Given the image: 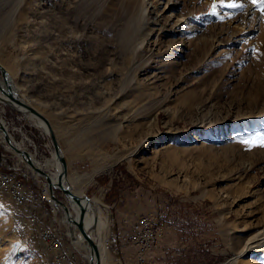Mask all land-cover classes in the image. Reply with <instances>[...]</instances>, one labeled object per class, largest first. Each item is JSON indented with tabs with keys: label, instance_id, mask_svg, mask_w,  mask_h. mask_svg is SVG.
Listing matches in <instances>:
<instances>
[{
	"label": "rangeland",
	"instance_id": "obj_1",
	"mask_svg": "<svg viewBox=\"0 0 264 264\" xmlns=\"http://www.w3.org/2000/svg\"><path fill=\"white\" fill-rule=\"evenodd\" d=\"M230 2L0 0V61L18 95L52 122L69 175L95 172L85 194L107 222L104 264L139 252L146 264H264V147L240 142L264 134V12ZM0 108L31 139L17 141L51 156L42 128ZM17 156L0 136L1 170L45 179ZM18 214L0 191V264H47Z\"/></svg>",
	"mask_w": 264,
	"mask_h": 264
},
{
	"label": "built area",
	"instance_id": "obj_2",
	"mask_svg": "<svg viewBox=\"0 0 264 264\" xmlns=\"http://www.w3.org/2000/svg\"><path fill=\"white\" fill-rule=\"evenodd\" d=\"M0 103L5 104L6 102L0 98ZM4 112L5 109L0 108L1 118H4ZM6 122L8 123L7 120ZM10 128L11 130L13 129V134L15 130L23 134L20 140L25 137L31 141L28 135L22 131V128H17L15 126H11ZM32 142L34 141L32 140ZM6 155L7 154H5L3 158L4 161L8 159ZM15 163H23L22 165L26 170L32 171L31 175L33 179L41 182L40 174L36 173L23 158L20 159L18 157ZM57 190H60L61 195ZM0 191L7 194L13 200L19 212V220L26 223V237L32 238V236H34L37 238L38 246L36 249H43L45 257H47L46 261L49 264H75L71 255V247L74 245V241L67 231V221L62 220L65 215L63 205L60 201H56L52 198V193L46 179L37 186L32 184L29 185L22 178L10 171V169H0ZM55 193L59 200L65 201L67 199L65 193L60 188H55ZM61 211H63V215L60 221L67 226L65 231L61 229V223L58 219V215H60ZM141 230L140 225H136L135 229H133V236L131 239L136 241L137 246L140 245L145 238ZM149 237L151 241H153L155 234L150 233ZM82 255L87 260L86 264H90V260L87 258L86 254L82 252ZM137 258V264H146L142 252L138 253Z\"/></svg>",
	"mask_w": 264,
	"mask_h": 264
},
{
	"label": "bare ground",
	"instance_id": "obj_3",
	"mask_svg": "<svg viewBox=\"0 0 264 264\" xmlns=\"http://www.w3.org/2000/svg\"><path fill=\"white\" fill-rule=\"evenodd\" d=\"M175 4H176V1H173L171 3V5H169L168 9L170 10V8H172ZM0 64H2L4 66V64L1 61H0ZM9 82H10V85L12 87L13 93L16 96H18L26 104L35 107L28 100H25L23 96H20L21 94L18 95V90H19L17 88L18 86L17 87L15 86V84H14V82L12 80V77H11L10 73H9ZM0 98H2L3 100H5V102L11 104L16 109H18L19 111H21L22 113H24L26 116H28V118L31 119L35 125H37L40 128H42V130L44 131L45 134H48L50 136L51 130L53 128V131L55 132V134H56V136L58 138V134L56 132V129H54L51 121H49L50 123H48L43 117H41L39 115H36L32 111H30L26 107V105L22 104L21 102H18L17 100H14V99L9 98L5 93H3L1 91V89H0ZM36 109H38V108H36ZM0 120H1L0 121V124H5V127L7 128L8 132H9V134H8V133L4 132V130H2L0 128V136L4 140H7V141H8V138L9 139H13L14 140L13 143L16 144L18 146V148H20V150H22V151L27 150V148L24 146V143L21 142V141H17L14 138V136H13L14 134H12L11 131H9V126H8L5 118H3V117L1 118L0 117ZM58 141H59V138H58ZM27 151L30 153V156H31L32 160L34 161V164H36L37 166H39L43 170L47 171L50 174V176H51V179L53 181V184L57 185V182H58V179H59V170L62 168V165L59 162V157H58V155H57V153L55 151L54 146H53V149L51 151V156L44 158L42 161L39 160L36 157L35 152L29 151V150H27ZM61 152H62V154L65 155L64 149H61ZM17 153H18V157L20 159L23 158V156L21 155V153H19V152H17ZM36 173H38V172L36 171ZM94 173L95 172L93 171L92 174H88L86 177H82V175H80L78 173H73V174L70 173V175H69V172L67 170V173L63 177V182L75 194H77V195H79L81 197V202L85 206V214H84V224H85V228H86L87 232L92 236V238L98 244L99 249H100L101 264H104V262H107L108 261L107 256H106V249H107L106 242H107V240H106V233H104V230H105V228L107 226V222H106V219L102 216L101 213H100L101 215H99L98 207H97V205H98L97 204V200H95L94 198H91V197H89V196H87L85 194V188H86L87 182H88V180H90L93 177V174ZM86 179H87V181H86ZM66 204L69 206L71 215L73 217H75V218L79 217V214H80V205L77 204V202H75L74 200H71L70 202L68 200V202H66ZM63 209L65 211L64 206H63ZM65 213H66V216H67L66 218H67L68 223H69L68 233H69L71 239L74 241L73 243L80 250L85 251V254H86L87 258L90 261L93 260L92 258L94 256V252H93V249L90 246L88 240L82 234V232L79 230V228L77 227V225L68 217L69 212H66L65 211ZM253 240L247 241V243L244 246V248L246 247V250L244 249L245 252L247 251V249H251V247L254 246V243L255 242L253 243ZM47 264H48V262H47ZM219 264H235V263H232V262L231 263L230 262L229 263L222 262V263H219Z\"/></svg>",
	"mask_w": 264,
	"mask_h": 264
},
{
	"label": "water",
	"instance_id": "obj_4",
	"mask_svg": "<svg viewBox=\"0 0 264 264\" xmlns=\"http://www.w3.org/2000/svg\"><path fill=\"white\" fill-rule=\"evenodd\" d=\"M9 73L10 72L2 64H0V89H1V91L3 93H5L9 98L17 100L18 102H21L22 104L26 105V107L30 111H32L36 115L43 117L48 123H50L49 122L50 120L42 112H40L35 107L26 104L24 101H22L18 96H16L13 93L12 87H11L10 82H9ZM0 128L2 130H4V132L9 134V132H8L7 128L4 126V124H0ZM50 138H51V141H52L53 146L55 148V151L59 157V162L62 165V168L59 170V179H58L57 185L53 184L51 176L47 171L43 170L42 168H40L39 166L34 164V161L32 160L30 153L27 150H24V151L20 150V148H18V146L13 143L14 142L13 139L8 138V142L14 150L21 153V155L23 156V159L33 168L34 171H37L39 174H41L47 180L48 185H49L50 190H51V193H52V198L56 201H60V203L64 206L65 211L69 212L68 217L77 225L79 230L86 237V239L88 240V242H89V244L92 247L93 252H94V256L92 258L93 260L90 261V264H101V256H100L99 246L96 243V241L92 238V236L87 232V230L85 228V224H84L85 206L81 202V197L79 195L75 194L63 182V177L65 176V174L67 173V170H68V163H67L66 156L64 154H62V152H61L62 147L60 145V142L58 141V138H57L55 132L53 131V128H52L51 133H50ZM55 188H60L65 193L67 200H69V202L71 200H74L75 202H77V204L80 205L79 217L75 218L71 215L69 206L66 204V202L59 200L57 198L56 193H55Z\"/></svg>",
	"mask_w": 264,
	"mask_h": 264
},
{
	"label": "snow or ice",
	"instance_id": "obj_5",
	"mask_svg": "<svg viewBox=\"0 0 264 264\" xmlns=\"http://www.w3.org/2000/svg\"><path fill=\"white\" fill-rule=\"evenodd\" d=\"M252 3L255 5H258L262 12H264V0H252ZM221 4H223V0H221ZM243 4L230 2L227 4V7L230 8H243ZM216 5L213 4V13H215ZM221 19H223V16H221ZM241 143L249 146V147H264V134H257L252 137L244 138L240 141Z\"/></svg>",
	"mask_w": 264,
	"mask_h": 264
},
{
	"label": "trees",
	"instance_id": "obj_6",
	"mask_svg": "<svg viewBox=\"0 0 264 264\" xmlns=\"http://www.w3.org/2000/svg\"><path fill=\"white\" fill-rule=\"evenodd\" d=\"M19 176V175H18Z\"/></svg>",
	"mask_w": 264,
	"mask_h": 264
}]
</instances>
